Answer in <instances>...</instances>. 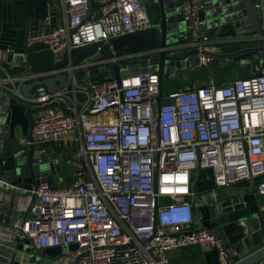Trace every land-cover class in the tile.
<instances>
[{
  "label": "built area",
  "instance_id": "1",
  "mask_svg": "<svg viewBox=\"0 0 264 264\" xmlns=\"http://www.w3.org/2000/svg\"><path fill=\"white\" fill-rule=\"evenodd\" d=\"M96 1L97 9L90 0H62V23L52 26L48 16L45 29L29 36V48L54 53L56 68L32 72L29 65L0 62V129L11 103L31 108L40 153L63 143L71 155L67 163L78 167L71 182H42L19 198L16 228L36 251L63 247L50 258L59 264H168L170 252L194 245L216 250L219 264L236 263L238 254L223 233L203 225L199 175L192 186L197 172L213 169L215 194L238 187L244 194L246 188L255 195L264 191V67L220 82L164 89L158 107L159 72L135 67L173 46L125 49L98 60L111 39L159 27L148 8L158 0ZM255 8L261 34H246L244 46L264 47V0H256ZM180 10V46L198 56V64L186 69L211 70L210 54L230 49L208 35L203 0H184ZM91 43H100L96 56L73 62L74 50ZM113 63L120 79L105 75ZM16 67L21 71L13 73ZM60 75L67 79L57 91L40 84L32 96L23 93L27 84Z\"/></svg>",
  "mask_w": 264,
  "mask_h": 264
},
{
  "label": "water",
  "instance_id": "2",
  "mask_svg": "<svg viewBox=\"0 0 264 264\" xmlns=\"http://www.w3.org/2000/svg\"><path fill=\"white\" fill-rule=\"evenodd\" d=\"M11 1V0H4ZM26 4V45L20 54H14L11 47L9 54L0 50V59L15 62L21 66L29 65L32 72L51 70L58 63L54 53L49 50L31 51L27 45L32 27L40 28V24L49 16L50 0H19ZM93 8L98 6L95 0H90ZM184 0H158L157 4H148L159 7L160 26L139 31L111 39L104 45L102 55L98 60L109 59L114 53H121L125 49L136 50L143 48L173 46L169 54L162 51L158 57L142 60L135 67L141 72L158 71L160 75V93L158 107L162 105L164 97V79L173 71L189 68L198 64L195 50L189 51L181 47V32L184 26L180 6ZM209 20L208 35L223 40L225 52H213L210 55L215 60L224 63L229 60L230 66H241L250 69L255 74L264 67V47L244 46L248 33L261 34V12L255 8L256 0H203ZM100 43H91L74 50L73 55L80 60L95 57ZM233 48V49H231ZM235 49V50H234ZM233 58H236L233 59ZM253 64V65H252ZM114 77L120 79L121 70L118 63L111 64ZM87 73L88 69L82 70ZM98 77V76H97ZM67 77L60 75L23 86V93L33 95V88L45 84L49 91L59 90L66 82ZM59 83V85H58ZM87 84L89 79L87 78ZM8 117L5 125L0 129V264H49L48 260L60 255L63 247L45 248L36 251L23 232L16 228L20 213L15 210V202L42 182L57 186L63 179L64 166L75 164L67 163L71 159L69 152L52 154L40 153L33 136L35 123L34 112L22 104L11 103L8 107ZM21 129V136L16 135V128ZM4 132V133H3ZM199 172L194 177L193 188L196 186ZM61 184V183H60ZM17 188L18 190H15ZM211 228L222 232L227 242L236 251L242 253V243L257 232H264V223L259 214L252 212L234 220L232 212L225 213L218 209L216 204L209 206ZM76 248V246H73ZM264 260V246L251 254L241 258L234 264H256Z\"/></svg>",
  "mask_w": 264,
  "mask_h": 264
},
{
  "label": "crops",
  "instance_id": "3",
  "mask_svg": "<svg viewBox=\"0 0 264 264\" xmlns=\"http://www.w3.org/2000/svg\"><path fill=\"white\" fill-rule=\"evenodd\" d=\"M96 1V0H95ZM97 2V1H96ZM99 7V4L96 8ZM49 17L52 21V26H58L62 23L64 18L63 13V4L62 0H50L49 2ZM151 16L154 21H160V13L158 5L155 8L148 6ZM26 4L24 1L19 0H11L4 1L0 0V50H5L7 48H14V54H20L24 51L26 45V16H25ZM46 27L45 22L40 24V28L37 29L36 26L32 27L29 36L36 34L40 31H43ZM254 43L249 44V46H253ZM233 49V48H232ZM31 51H39V46L30 47ZM218 48L215 49V52ZM227 59L224 63L222 60H214V63L211 66V70L209 75H207L206 79L203 77L199 83L207 82L210 79H215L223 75L225 79H228V74L232 73V70L229 64V60ZM236 60V58H233ZM0 62L7 64L8 61L1 60ZM228 69V71H227ZM208 70V69H207ZM224 72L221 73V71ZM248 73L245 72V76ZM83 77L82 74H80ZM198 83V82H196ZM65 144H53L47 145L50 148V154L55 152H63L62 149L65 147ZM40 150L41 145H37ZM72 168L71 173L65 172L62 169L65 184L72 181V175L74 174L75 168L72 166H68ZM215 170L206 169L202 170L199 173V183L198 188L200 190V196L198 198V206L203 214V225L205 227L211 228V216L209 212V206L212 203H215L218 209H222L225 213L229 212H237L247 208V201L252 200V207L249 208L247 214L252 212H257L259 214V218L261 222L264 223V191L259 192L257 195L253 194L249 188L247 189V193L244 194L245 188L238 187L232 190H221L217 192V194L212 192L215 185L213 183V177H215ZM210 182L209 184H207ZM246 214V215H247ZM264 246V232H257L255 235L251 236L247 239V241L242 243V253L239 254L236 249L229 244L231 250L236 251L238 254L237 258L240 260L241 258L251 254L252 252L258 250L259 248ZM169 263L168 264H219V256L218 252L214 249L205 250L199 245L189 246L185 248H181L175 251H172L168 254ZM49 264H59L53 260H48Z\"/></svg>",
  "mask_w": 264,
  "mask_h": 264
},
{
  "label": "rangeland",
  "instance_id": "4",
  "mask_svg": "<svg viewBox=\"0 0 264 264\" xmlns=\"http://www.w3.org/2000/svg\"><path fill=\"white\" fill-rule=\"evenodd\" d=\"M232 70L231 74H228L227 78H234L237 76H244L245 75V69L241 66H232L230 67ZM228 71V69H227ZM224 72V70L221 71V73ZM109 73L110 76H114L112 72V67L106 66L105 67V75ZM210 71L207 70V68H190V69H181L180 71L176 72L175 74L168 76L165 78L164 81V89L165 91H171V90H177L180 87H184L186 85H191L194 82H200L202 80L201 77L206 79L207 75H209ZM104 77V75H103ZM218 80H225V77L221 75ZM206 82V81H205ZM204 83V82H203ZM16 135L21 136V129L19 127L16 128ZM62 150L69 152L67 148H63ZM63 169L68 174L72 172V168L68 166H64ZM208 182L207 184H209Z\"/></svg>",
  "mask_w": 264,
  "mask_h": 264
},
{
  "label": "trees",
  "instance_id": "5",
  "mask_svg": "<svg viewBox=\"0 0 264 264\" xmlns=\"http://www.w3.org/2000/svg\"><path fill=\"white\" fill-rule=\"evenodd\" d=\"M155 22H157V20H156ZM80 61H81V60H80L78 57H76V56L73 55V62L78 63V62H80ZM67 63H68V61L65 60V61L62 63V65L66 66ZM20 71H21V68H20V67H16V68L12 69V72H13V73L20 72ZM97 72H98L97 69H92V73L96 74ZM245 72L248 73L247 75H250V74H253V73H254V72H252L250 69H245ZM244 76H245V75H244ZM59 149H63V148H60V147H59ZM252 204H253V201H252V200H248V201H247V208L244 209V210H241V211L232 212V213H231L232 218H233L234 220H236V219H238L239 217L246 215V214L248 213V211H249V208L252 207ZM236 259H238V258H236Z\"/></svg>",
  "mask_w": 264,
  "mask_h": 264
}]
</instances>
